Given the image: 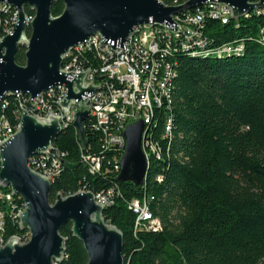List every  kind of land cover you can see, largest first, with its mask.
<instances>
[{"label":"trees","instance_id":"obj_1","mask_svg":"<svg viewBox=\"0 0 264 264\" xmlns=\"http://www.w3.org/2000/svg\"><path fill=\"white\" fill-rule=\"evenodd\" d=\"M63 8L62 1H54L51 15L58 16ZM261 27L263 13L225 24L208 20L205 34L214 46L242 41L243 53L223 57L175 54L170 103L154 110L147 131L158 143L160 157L152 159L140 187L117 179L114 165L120 151L104 148L101 130L92 128L89 120L83 148L72 124L62 129L52 140L64 158L61 172L51 182L50 203L57 193L67 196L78 190L99 193L114 188L102 217L122 233L124 264H264ZM26 31L29 35V27ZM24 52L20 45L15 54L19 65L25 63ZM18 106L17 98L10 96L0 109L13 126L18 122ZM167 118L171 120V136L163 135ZM83 154L98 156L100 168L91 173L82 161ZM65 162L74 166L66 168ZM1 189L4 194L9 191ZM133 199L146 202L160 223L158 230L135 225L136 214L130 208ZM21 206L19 196L10 201L0 197L6 240L12 236L21 242L28 239L27 230H21L14 218ZM59 233L65 238V257L57 264H86L87 253L73 236L71 224L63 225Z\"/></svg>","mask_w":264,"mask_h":264},{"label":"water","instance_id":"obj_2","mask_svg":"<svg viewBox=\"0 0 264 264\" xmlns=\"http://www.w3.org/2000/svg\"><path fill=\"white\" fill-rule=\"evenodd\" d=\"M57 0H0L18 11L13 31L0 38V101L6 96L25 93L34 106L39 94L48 87L61 83L65 96L58 102L67 115L69 104L81 106L73 126L78 132L82 148L86 146L84 123L92 104L94 90L100 85L85 81L91 71L60 69L63 56L77 44L91 36H101L99 45L108 43L116 53L124 50L133 26L142 23L161 24L172 32L182 28L172 19L185 11L206 3L225 4L230 8V19L242 17L254 8H264V0H186L179 5L165 6L159 0H60L64 4L58 16L51 15V4ZM24 6L34 11L27 34ZM25 47V63L19 65L15 54ZM88 101L83 103V100ZM84 104L87 109H82ZM59 116L51 112L46 119H38L22 109L19 128L0 143V187L9 188L19 196L25 209L17 214L19 228L27 230L29 238L20 242L12 236L0 245V264H57L65 257V238L60 228L71 224V232L87 253L86 264H124L123 236L102 217L105 209L95 202L91 191L62 196L56 194L49 201L51 183L28 165L34 154L46 153L52 140L62 131ZM144 125L137 121L124 130L125 147L119 161L117 179L140 187L148 164L141 149ZM55 149V148H52ZM56 150V149H55ZM56 155L59 157L58 151ZM66 168L74 164L65 162Z\"/></svg>","mask_w":264,"mask_h":264},{"label":"built area","instance_id":"obj_3","mask_svg":"<svg viewBox=\"0 0 264 264\" xmlns=\"http://www.w3.org/2000/svg\"><path fill=\"white\" fill-rule=\"evenodd\" d=\"M159 1H162L165 6L181 4L177 0H173L171 3ZM25 8L28 7L24 6ZM29 11L31 13L25 12L27 27L34 18V11L30 9ZM262 13L264 14V8H254L242 17ZM229 17L230 8L227 5L206 3L192 11L172 16V19L182 28L180 32H172L161 24L142 23L133 26L123 51L117 50L115 53L113 49H110L108 43L99 45L101 36L95 34L83 44H77L65 53L60 67L62 71L81 72L91 69L85 75L84 80L91 81L94 78L92 84L100 85L94 90L86 121H90L92 128L101 130L104 148H116L120 151V157L114 165L117 172H119V161L125 147L124 130L128 125L137 121H142L144 125L141 149L148 164L144 178L150 170L152 159L160 157V147L158 143L149 138L147 131L154 110L160 108L164 103H170V93L176 77L175 54L181 52L190 56L223 57L243 53L244 44L242 41L214 46L213 41L205 34L208 20H217L225 24L230 20ZM17 21L18 11L16 8L7 2L0 3V25L2 28L0 38L13 31ZM258 41L264 44V27L260 28ZM87 61H90V64H86ZM65 94L64 85L56 83L39 94L34 106L31 104L28 94H15L13 97L17 98L19 104L16 112L18 122L13 126L0 114V143L19 128L22 109L41 120L46 119L53 112L59 116V123L63 129L70 124L73 125L76 113L81 109V106L71 102L66 115L58 104ZM10 96L1 99L0 109L5 108L7 98ZM87 101L88 98H85L83 103ZM82 106L83 110L87 109L84 104ZM163 135L171 136L170 118L166 119ZM51 147L54 148L52 144ZM52 148H47L45 154L32 155L28 161L30 168L45 176L50 183L61 172L64 158V153L58 151L60 157L58 158L56 150ZM82 161L89 165L91 173L100 168L98 156L83 154ZM81 191L85 190L77 192ZM113 193L114 188L93 193L94 200L106 207L111 203ZM2 196L10 201L15 195H12L10 189L8 193L4 194L0 187V197ZM130 208L136 214V226H145L154 231L159 229L160 223L152 216L145 201L133 199ZM24 209L25 203L22 200V206L14 212L17 223L19 222L17 214L22 213ZM3 231L4 214L0 210V245L2 246L6 242L2 235Z\"/></svg>","mask_w":264,"mask_h":264},{"label":"rangeland","instance_id":"obj_4","mask_svg":"<svg viewBox=\"0 0 264 264\" xmlns=\"http://www.w3.org/2000/svg\"><path fill=\"white\" fill-rule=\"evenodd\" d=\"M28 236H29V234H28Z\"/></svg>","mask_w":264,"mask_h":264}]
</instances>
